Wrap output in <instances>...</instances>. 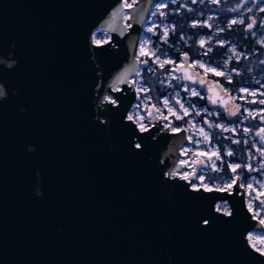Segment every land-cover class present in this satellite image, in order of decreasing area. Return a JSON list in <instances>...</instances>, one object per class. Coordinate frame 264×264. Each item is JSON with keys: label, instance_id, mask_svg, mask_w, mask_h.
Segmentation results:
<instances>
[{"label": "water", "instance_id": "water-1", "mask_svg": "<svg viewBox=\"0 0 264 264\" xmlns=\"http://www.w3.org/2000/svg\"><path fill=\"white\" fill-rule=\"evenodd\" d=\"M158 1L0 0V264H264L249 241L264 224L241 178L233 194L194 191L197 179L181 174L199 176L205 163H181L187 127L174 132L152 104L147 131L127 119ZM187 57L182 81L239 119L226 85Z\"/></svg>", "mask_w": 264, "mask_h": 264}, {"label": "rangeland", "instance_id": "rangeland-1", "mask_svg": "<svg viewBox=\"0 0 264 264\" xmlns=\"http://www.w3.org/2000/svg\"><path fill=\"white\" fill-rule=\"evenodd\" d=\"M129 2H131V0H129ZM160 4H167L168 7L166 9H159L158 5ZM218 5L219 4L211 3V0H196V3H193L192 0H175V2H173V0H159L153 6L149 20L144 26L140 45L143 44L145 40H148L149 43L144 45L145 50L155 51L156 55L155 57H149L147 55L141 56L139 53V61L141 64L138 71L139 75L135 79V83L137 84V88H140L141 91H137L138 99L130 116H132L140 126L143 124L146 125L147 128L150 127L151 123L147 115L149 107L152 104L167 118H171L175 121L176 126L174 128L180 130L181 127L185 125L192 143L190 147L183 149L185 157H190L184 159L183 162L189 164L190 162L193 163L202 158L205 166L199 171V175L203 174L205 176L204 183L213 187V189L223 187L224 183L233 176L228 166L229 162L241 164L251 163L254 169L253 171L249 172L241 168L237 170V174L240 175L242 184L252 185L251 189L245 187L247 190L248 207L251 208L252 212L256 213L254 216L257 219L264 220V204H261V200H264V196L260 195V193H264V168L260 167L264 164V156H261V153L256 150L257 148L264 150V143H261L260 137L256 135V132L259 131L261 127H264V124L260 122V110L264 109V105L258 103L260 99H264V96L259 95L260 92H264V68L262 69V74L253 75L254 69L251 67L247 72L249 76L243 73L247 75V80H245L243 84L227 87V90H229L234 98L240 102L244 111L239 119L230 122L226 119L221 109H211L208 107L207 103L204 104L201 102V99H205L206 97V91H204L203 88L190 84L188 85L182 81V76L176 71L178 64L181 62L179 57L174 55L177 53L178 49H174L175 47L171 44L169 39L171 34H175V25L169 20V15L175 14V12L179 13L180 10L183 11L187 9L189 12L198 10L195 14V19L190 21L187 27L195 31L199 30L201 33L198 32L197 36H193L191 33L187 36L185 34L181 35L182 41H184L187 46H192L193 44L196 46V48L192 47L196 53V57L192 62L193 66L210 77L213 76L221 82L229 83L225 76H216L212 72L205 71L199 64L202 63L209 68H216L218 71L225 72L226 76L230 77L232 80L229 84H233L235 82V76H243L240 69L236 68V63L251 59L254 53L250 54L243 49L241 50L232 40L224 39L222 34L226 30L241 26L239 23L241 19L244 20L243 25L244 28H246L250 23V18L254 17L257 27L248 34L249 39L253 41V44L264 48V43H262L264 42V11H261V9H264V1L259 3L240 0L238 9L228 21L223 23H221L220 20V13L209 9L211 6L214 7ZM160 11H165L167 14L161 16ZM127 18L128 14H126V19ZM233 19L238 21L235 25H231ZM194 22L197 23L196 27H192ZM202 24L210 25V27L200 26ZM229 25L231 26L229 27ZM153 26H158L155 28L158 34L154 35L152 32L147 31L148 27ZM165 29L169 32L166 42L162 40ZM103 38L109 39V35H107L103 29H100L95 35V41L96 39ZM193 39L195 43H192ZM201 41H204L203 46H201ZM220 42H223V46H221ZM169 48H171V50ZM222 48L225 50L220 54ZM233 49L235 51H233ZM217 54H220L219 58H216ZM157 59L160 62L172 60L175 61V63L165 64L164 67H161L160 63L156 62ZM144 60H147V63H143ZM197 61L198 63H194ZM262 64H264V60ZM238 80L239 82L240 80L242 81L241 78H238ZM241 88L256 91L257 96L252 97L251 95L241 93L239 91ZM193 90L198 94L193 95ZM161 92L164 93L163 96H161ZM237 97H244V99H238ZM165 100L168 101L167 105L164 104ZM250 100H256L257 103H249L248 101ZM177 101H179V103H177ZM181 104L184 106V109L188 110L187 115H185L183 109H181ZM169 108L173 109L175 113L182 118L177 119V115H173L169 112ZM245 109L250 110L252 115L249 116ZM217 124L227 128L228 131L216 127L215 125ZM209 125H212V127H209ZM245 127L250 128L251 132L244 133L243 128ZM232 129L236 130L235 133ZM205 133H207V136ZM215 134H217L216 139ZM235 140H239L240 143H234L233 141ZM244 140H247L248 143L245 144ZM226 141H229V143ZM228 151H232L234 155L227 156L226 153ZM214 152L223 157V162L212 155ZM205 153L207 155H204ZM249 153L251 154V159H249ZM209 156H211V159L208 158ZM213 165H215V168L219 169V171L215 170L212 167ZM226 169L229 173L226 178H217L215 181H211L215 174H220L226 171ZM184 173L190 172L184 171L182 174ZM198 183L199 181L197 180L195 184ZM200 187L203 188L202 185ZM218 207L224 211H228L227 204L225 203L219 204ZM250 237L251 239H249V241L252 246L264 252V233L251 232L249 238Z\"/></svg>", "mask_w": 264, "mask_h": 264}, {"label": "snow or ice", "instance_id": "snow-or-ice-1", "mask_svg": "<svg viewBox=\"0 0 264 264\" xmlns=\"http://www.w3.org/2000/svg\"><path fill=\"white\" fill-rule=\"evenodd\" d=\"M173 2H175V0H173ZM192 2H193V3H196V0H192ZM137 3H138V0H131V2H129V0H123V7H124L125 9L132 10V9L135 7V5H136ZM211 3L219 4V3H220V0H211ZM167 7H168L167 4H160V5H158V8H159V9H166ZM190 11H191V9H190ZM234 11H235V9H234ZM261 11H264V9H261ZM166 14H167V13H166L165 11H160V15H161V16H165ZM128 19L130 20V19H132V17H131V16H128ZM237 22H238V21H237L236 19H233V20L231 21V25H235ZM239 23H240L241 25H243V24H244V20H243V19L239 20ZM254 24H255V20H253L252 23H249V24L246 26L247 29H248V30H251V29L253 28ZM231 25H229V27H230ZM196 26H197V23L194 22L193 25H192V27H196ZM200 26H208V27H210V25H207V24H202V25H200ZM127 27L131 28V25L129 24V25H127ZM156 27H158V26L148 27V28H147V31H148V32H152L154 35H155V34H158V33H156V31H155V28H156ZM173 30H174V28H173ZM221 31H222V30H221ZM168 35H169V32H168L167 29H165L164 32H163L162 40L166 42ZM109 42H110V41H109L107 38L96 39V41H95V43H96V45H97L98 47H102L104 44L109 43ZM148 43H149V41H148V40H145L144 43L140 45V47H139V53H140L141 56L147 55V56H149V57H155V55H156L155 51H146V50H145V46H144V45H145V44H148ZM200 43H201V46L204 45V41H201ZM220 43H221V46H223V42H220ZM262 43H264V42H262ZM233 51H235V50L233 49ZM205 54H206V53H205ZM187 59H188L187 54H185V60H187ZM156 62L160 63V66H161V67H164L165 64H174V63H175V61H172V60H165V61H163V62H160L158 59H157ZM143 63H147V60H144ZM194 63H198V61H197V62H194ZM199 66H200L201 68H204L205 71L212 72V73H213L214 75H216V76H225V77L228 79V82H229V83L232 82L231 78L228 77V76H226V73H225V72L218 71L216 68H209V67H207L206 65H204V64H202V63L199 64ZM194 82H195V81H194ZM114 90L119 91L120 89L117 88V89H114ZM136 90H137L138 92L141 91L140 88H137ZM239 91H240L241 93L246 94V95H251L252 97H256V96H257V92H256V91H250V90L247 89V88H241ZM192 94H193V95H197L198 93H197L195 90H193ZM0 95H3L2 90H0ZM259 95H260V96H264V92H260ZM237 98H238V99H244V97H237ZM108 99H109V101H110L112 104H114V105L116 104V100H115V99H112V98H110V97H109ZM248 102H249V103H257L256 100H250V101H248ZM177 103H179V101H177ZM258 103L261 104V105H264V99H260V100L258 101ZM164 104L167 105V104H168V101L165 100V101H164ZM180 107H181V109H183L184 114L187 115V114H188V110H187V109H184V106H183L182 104L180 105ZM238 107H239V106H238ZM245 111L248 112V115H249V116L252 115V112H251L250 110L245 109ZM169 112H171L173 115H177V114L175 113V111H174L173 109H171V108H169ZM229 115L236 116V115H238V112L233 111V112H230ZM260 116H261V121H260V122H261L262 124H264V109H261V110H260ZM181 118H182V117H181L180 115H177V119H181ZM253 118H255V117H253ZM127 119H128V120H132L133 117H132V116H128ZM215 126H216V127L223 128L224 131H228V129H227V128H224L222 125L217 124V125H215ZM209 127H212V125H209ZM140 130H141V131H147L148 128H147L146 125L141 124V126H140ZM172 130H173L174 132L179 131V129H176V128H173ZM232 131L235 133L236 130H235V129H232ZM243 132H244V133H250V132H251V129L248 128V127H245V128H243ZM205 135L207 136V133H205ZM256 135L260 137V142H261V143H264V127H261V128L259 129V131L256 132ZM233 142H234V143H237V144L240 143L239 140H235V141H233ZM244 143L247 144L248 141H247V140H244ZM136 147L139 148L140 145L137 144ZM256 150H257L258 152L261 153V156H264V150H262L261 148H257ZM204 155H207V154L205 153ZM212 155H213V156H216L217 159H219V160H221V162H223V157H221L218 153H215V152H214V153H212ZM226 155H227V156H233L234 153H233L232 151H228V152L226 153ZM208 158L211 159V156H209ZM249 159H251V154H250V153H249ZM181 163L183 164L184 162H181ZM185 166H187V165H185ZM228 166H229L231 172L233 173V176H232L228 181H226V182L224 183L223 187H217V188H215V190H217V191H228L229 194H233L231 190H232V189L234 188V186L237 184V181L240 180V175L237 174V170H238V169H241V168H244V169H246L247 171L251 172V171H253L254 169H253L251 163L241 164V163L229 162V165H228ZM212 167H213L215 170L219 171V169H216V168H215V165H213ZM260 167L264 168V164H262ZM190 176L193 177V178H195V179H197V180L199 181L198 184H192V185H191V186H192V189H193L194 191H199L201 185L203 186V189H204L205 191H212V190H214L213 187H210L208 184H205V183H204V181H205V176H204L203 174H201V175H199V176H196L195 173H184V174H182L181 178L187 180V181L191 184V180L189 179ZM239 187H241V188H245V187H247L248 189H251V188H252V185H251V184H247V185H245V184H240ZM260 195H261V196H264V193H260ZM261 204H264V200H261ZM218 210H219V209H218ZM226 214L230 215L231 213H226ZM253 215H256V213L253 212ZM260 223H261V224H264V220H260ZM249 239H251V237H250Z\"/></svg>", "mask_w": 264, "mask_h": 264}, {"label": "trees", "instance_id": "trees-1", "mask_svg": "<svg viewBox=\"0 0 264 264\" xmlns=\"http://www.w3.org/2000/svg\"><path fill=\"white\" fill-rule=\"evenodd\" d=\"M240 6V0H221L218 6H215L212 10L220 13V15L225 16V20L226 19H230V16L233 15V13L238 9V7ZM235 9V11H234ZM198 11V10H197ZM196 10L189 12L186 10L180 11L179 13H176L178 15H180L181 17L186 18V15H191L193 17L194 14H196L197 12ZM221 19V18H220ZM224 22V21H223ZM222 36L227 39V40H232L234 43H236L238 45V47L242 50H244L247 53L253 54V57L247 61L242 60V62H238L236 63V68L240 69V71L245 74H247L249 76V74L247 73L248 70L253 67L254 71H253V75H260L262 74V69L264 68V64H262L263 60H264V48H262L261 46H257L255 44H253V41H251L249 39V35L245 33V28L244 25H241L239 27L231 28L230 30H226ZM224 48L221 49L220 54L222 52H224ZM220 54L216 55V58L220 57ZM175 56H178V54H174ZM192 55H196V53L194 52V54ZM235 76V82L233 84H229L227 82H223L226 87L229 86H235L238 84H243V82L246 79V76ZM238 78H241L242 81L238 80ZM164 93L161 92V96H163ZM202 103H206L205 99H201ZM217 137V134H215V139ZM227 143H229V141H226ZM228 171L226 169V171L220 173V174H215V176H213L214 178L211 179V181H215L217 178H226V176H228Z\"/></svg>", "mask_w": 264, "mask_h": 264}, {"label": "flooded vegetation", "instance_id": "flooded-vegetation-1", "mask_svg": "<svg viewBox=\"0 0 264 264\" xmlns=\"http://www.w3.org/2000/svg\"><path fill=\"white\" fill-rule=\"evenodd\" d=\"M221 1V0H220ZM245 1V0H244ZM246 2V1H245ZM261 3V2H260ZM215 7V6H214ZM213 6H211L209 9L210 10H212L213 8H214ZM181 11V10H180ZM169 17H170V21L172 22V23H174V25H175V34H171L170 35V37H169V39H170V42H171V44L175 47L174 49L176 50V49H178V51H177V53H175V54H178V57H179V59H180V63H182V60H181V56L183 55V54H188L189 53V55H190V57H191V60H192V62H193V60H194V58L196 57V56H194V55H192V54H194V49L192 48V47H195L196 48V46L193 44L192 46L191 45H188L187 46V44L184 42V41H182V38H181V35H188V34H192L193 36L195 35V36H197L198 35V32H199V30L198 31H195V30H192V29H189V27H187V24L190 22V21H193L194 19H195V14L193 15V17L191 16V15H186V18H184V17H181L180 15H178V14H176V12H175V14H172V15H169ZM225 16H223V15H221V23H223V21L225 22V21H228L229 19H226L225 20V18H224ZM231 17V16H230ZM251 19V18H250ZM249 22H250V20H249ZM247 28V27H246ZM246 28H245V30H246ZM225 32V31H224ZM199 33H201V32H199ZM245 33H246V31H245ZM247 34V33H246ZM225 39V38H224ZM227 40V39H226ZM192 43H195V40L193 39L192 40ZM170 50H171V48H169ZM174 51V50H173ZM179 63V64H180ZM178 64V65H179ZM193 64V63H192ZM178 67V66H177ZM215 78V77H214ZM239 102V101H238ZM207 103V102H206ZM240 103V102H239ZM241 105V104H240ZM242 107V106H241ZM188 157V156H187ZM188 158H190V157H188ZM193 161H194V159H193ZM200 160H198V161H195V162H199ZM192 163V162H191ZM202 169V168H201ZM200 169V170H201ZM241 183H242V179H241Z\"/></svg>", "mask_w": 264, "mask_h": 264}]
</instances>
